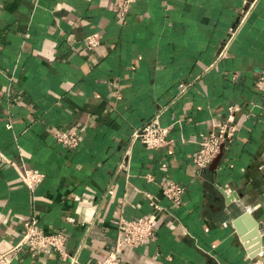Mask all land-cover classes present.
I'll return each instance as SVG.
<instances>
[{"label": "crops", "instance_id": "1", "mask_svg": "<svg viewBox=\"0 0 264 264\" xmlns=\"http://www.w3.org/2000/svg\"><path fill=\"white\" fill-rule=\"evenodd\" d=\"M263 67L264 0H0V253L35 217L67 234L78 264H95L121 217L152 215L156 238L123 264H264ZM231 106L239 129L217 165L197 169L200 143ZM158 113L171 142L131 146ZM71 131L80 143L66 149L54 134ZM23 169L43 181L30 190ZM169 181L185 188L181 205L163 197ZM10 264L69 262L24 248Z\"/></svg>", "mask_w": 264, "mask_h": 264}, {"label": "built area", "instance_id": "2", "mask_svg": "<svg viewBox=\"0 0 264 264\" xmlns=\"http://www.w3.org/2000/svg\"><path fill=\"white\" fill-rule=\"evenodd\" d=\"M238 28L229 31L228 41H231L237 33ZM100 43V37L97 34L89 35L86 38L88 49L97 47ZM226 45L223 47L220 55H223ZM184 85V84H183ZM258 91H264V67L255 83ZM235 107H229L228 121L221 123L200 143L199 151L192 159L193 165L197 169L207 168L220 153L221 147L231 142L235 132L239 127L233 124V113ZM160 114L158 113L153 119L144 123L139 129L133 131L130 136V145L136 143L142 145L148 150H157L165 147L171 141L168 138L169 128L160 123ZM7 128H11L10 123ZM54 137L58 144L66 149H75L79 146L80 139L76 131L56 132ZM130 150L124 152L118 169L127 170ZM22 182L30 190L38 186L44 178V175L37 170L23 169L19 175ZM185 188L173 181H169L162 186L163 197L174 205H181ZM154 209H158L153 204ZM73 222V219H67ZM156 218L154 216L139 217L136 219H125L121 217L117 226V239L113 250L103 259L96 260L95 264H123V254L132 248L143 247L149 241L156 238ZM67 234L62 231H53L44 229L37 218H30L22 224L18 234L17 242L5 253H0V264H10L13 258L22 250L27 249L31 256L43 253H54L63 261L69 264H78L75 255H71L66 250ZM252 264H261L258 261Z\"/></svg>", "mask_w": 264, "mask_h": 264}, {"label": "water", "instance_id": "3", "mask_svg": "<svg viewBox=\"0 0 264 264\" xmlns=\"http://www.w3.org/2000/svg\"><path fill=\"white\" fill-rule=\"evenodd\" d=\"M223 148H224V146L221 147L220 153L217 155V157L212 162L213 166L217 165V163L220 161L222 154H223ZM248 218H251L250 214L248 212H244L243 214H241L239 217H237L234 220V227L237 229V232L239 235L242 234V228L240 227V223H241L242 219H248ZM254 225H257V223L255 221H254ZM251 237H253V238L251 239V242H249ZM250 238H249V240L244 239L243 242H245L244 247L247 249V251L249 253H252V249H249V248H251V246L254 244H258L259 240H260L259 236L257 235L256 230H254L251 233ZM255 256H256V254L255 255L253 254V255H251V258H254Z\"/></svg>", "mask_w": 264, "mask_h": 264}]
</instances>
